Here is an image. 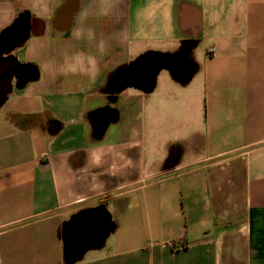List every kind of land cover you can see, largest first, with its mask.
I'll return each instance as SVG.
<instances>
[{"label":"crops","instance_id":"1","mask_svg":"<svg viewBox=\"0 0 264 264\" xmlns=\"http://www.w3.org/2000/svg\"><path fill=\"white\" fill-rule=\"evenodd\" d=\"M9 27L0 264H264V0H0ZM158 54L151 90L112 84Z\"/></svg>","mask_w":264,"mask_h":264},{"label":"water","instance_id":"2","mask_svg":"<svg viewBox=\"0 0 264 264\" xmlns=\"http://www.w3.org/2000/svg\"><path fill=\"white\" fill-rule=\"evenodd\" d=\"M15 35L16 31L12 27L5 29L0 35V105L12 91L14 76L25 66L16 55L10 53L12 49H5V45H11L14 41ZM22 40V38L18 39V44ZM4 54L7 55L3 56ZM163 67H169L165 55H146L129 69L120 71L113 79L112 84L117 85L118 89L133 85L149 91L155 84L156 75ZM102 211V208L96 209L94 212L85 211L66 223L67 234L65 233L64 241L67 263L75 261L88 247H91L90 243L93 238L97 239V237L108 233L109 227L105 230L106 219ZM90 223L95 224L94 227L89 226Z\"/></svg>","mask_w":264,"mask_h":264},{"label":"trees","instance_id":"3","mask_svg":"<svg viewBox=\"0 0 264 264\" xmlns=\"http://www.w3.org/2000/svg\"><path fill=\"white\" fill-rule=\"evenodd\" d=\"M21 15H22V14H19V15L17 16V19L15 20V22H16V21L18 22V21L20 20Z\"/></svg>","mask_w":264,"mask_h":264},{"label":"rangeland","instance_id":"4","mask_svg":"<svg viewBox=\"0 0 264 264\" xmlns=\"http://www.w3.org/2000/svg\"><path fill=\"white\" fill-rule=\"evenodd\" d=\"M21 42H22V41H21ZM21 42H20V43H21ZM18 45H19V44H18Z\"/></svg>","mask_w":264,"mask_h":264}]
</instances>
